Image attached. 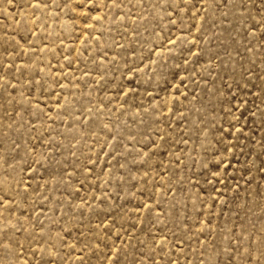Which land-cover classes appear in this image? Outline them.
<instances>
[{
  "label": "rangeland",
  "instance_id": "374dc122",
  "mask_svg": "<svg viewBox=\"0 0 264 264\" xmlns=\"http://www.w3.org/2000/svg\"><path fill=\"white\" fill-rule=\"evenodd\" d=\"M0 264H264V0H0Z\"/></svg>",
  "mask_w": 264,
  "mask_h": 264
}]
</instances>
